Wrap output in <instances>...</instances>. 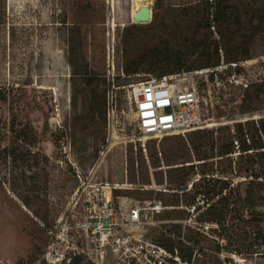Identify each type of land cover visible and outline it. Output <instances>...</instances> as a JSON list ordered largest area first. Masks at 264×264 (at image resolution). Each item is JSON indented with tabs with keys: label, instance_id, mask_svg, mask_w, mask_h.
Segmentation results:
<instances>
[{
	"label": "rangeland",
	"instance_id": "rangeland-1",
	"mask_svg": "<svg viewBox=\"0 0 264 264\" xmlns=\"http://www.w3.org/2000/svg\"><path fill=\"white\" fill-rule=\"evenodd\" d=\"M138 4L152 10L149 24L130 21L132 0H0L1 148L10 154H0V264H69L70 254L82 257L70 264H92L82 254L86 244L77 228L82 208L74 205L80 185L75 168L90 185L109 184L116 203L162 201L166 209L148 236L174 242L184 259L192 255L182 263L264 264V202L255 204L259 221L248 203L226 212L210 182L213 200L204 204L196 196L203 179L192 146L186 158L166 166V157L198 139L196 133L244 118L239 106L248 87L264 84V0ZM216 61V68H203ZM162 71L180 75L170 79L181 86L195 85L209 128L120 140L100 159L107 91L157 81ZM120 109L126 127L133 126L135 115L124 100ZM163 149H170L168 155L149 160ZM185 162L195 165L189 173ZM172 174H185V183L171 184ZM211 176L206 181H214ZM244 191L242 186V198ZM213 214L218 222H211Z\"/></svg>",
	"mask_w": 264,
	"mask_h": 264
},
{
	"label": "built area",
	"instance_id": "built-area-1",
	"mask_svg": "<svg viewBox=\"0 0 264 264\" xmlns=\"http://www.w3.org/2000/svg\"><path fill=\"white\" fill-rule=\"evenodd\" d=\"M112 72L109 76H114ZM121 100L135 115L133 126L126 127L124 123ZM201 104L194 84L184 87L168 77L125 86L122 91L112 87L106 95L107 137L100 159L120 140L135 143L141 138L159 139L209 128ZM75 175L80 185L73 195L74 205L80 204L82 208L77 228L86 244L82 254L90 263L185 264L176 250L171 253L148 236L154 218L166 209L162 201L155 200L146 206L132 205L130 200L116 203L109 184L90 185L77 168ZM193 212L194 208L190 210Z\"/></svg>",
	"mask_w": 264,
	"mask_h": 264
},
{
	"label": "trees",
	"instance_id": "trees-1",
	"mask_svg": "<svg viewBox=\"0 0 264 264\" xmlns=\"http://www.w3.org/2000/svg\"><path fill=\"white\" fill-rule=\"evenodd\" d=\"M129 19L131 21V11ZM216 52L218 51L216 50ZM218 63V61L214 63L207 62L203 68L212 70L218 66ZM175 67H177V64H174L173 68ZM167 72L168 71H162L159 75L160 78L157 80H161L164 77L175 78L180 76L164 75ZM5 98L4 92L0 90V103L4 102ZM258 106L264 108V84H252L248 87L239 106V112L244 118L232 120L233 124L231 126L218 127L215 131H196L200 132L196 133L200 134L199 138H194L187 144L183 143L179 145L180 148H177L170 157H166L168 158L166 166L169 167L174 165L171 162H174L177 158L188 156L189 153L186 154L185 150L188 146H192L193 148L191 149L194 151L195 162L200 163V170H198V172H200L203 179L202 185L196 189V196H202L204 204H209L210 201L213 200L209 195V184L213 182V190L217 192L213 197L215 196L218 198L217 204H223V208H225L226 212L231 208H235L238 202L248 203L250 207H253L249 214L255 217L254 220L259 221L258 218L260 217V213L256 211L255 204L264 202V109H259ZM3 130L4 125H2L0 121V154L6 159L10 154L7 152L6 148H1V143L4 139ZM169 152L170 149H163V152L157 153L155 151L154 154L152 153L148 157L150 160L152 156H158V154L168 155ZM185 163L191 165L182 166V169H185L188 173L194 169L195 165L192 162ZM150 168L154 169L152 165ZM168 170H171L167 171L168 173L179 171L178 167ZM210 175H212L210 178L214 181H206L205 177H209ZM183 176H185V174H183ZM183 176L181 174L175 176L172 174L170 177L171 184L174 183L177 186L183 185L185 183ZM228 176H234L236 179H243V181L234 184L235 181L228 178ZM135 179L136 176H133L132 180L135 181ZM144 182L145 181H142L143 185L146 184ZM242 186L245 187L243 198L240 193V188ZM172 202L174 204L178 203V201L175 200ZM192 208H194V211L196 210L195 207ZM212 208L213 204L209 206L206 211H210ZM210 216L213 218L211 222H218L216 215L213 214ZM169 242L170 243L162 242L157 244L165 247L171 253H174L175 250L178 252L175 243L172 241ZM179 256L181 260L188 263L192 258L191 254L188 255L186 259L181 255ZM68 259H70V263H79L82 257L70 254Z\"/></svg>",
	"mask_w": 264,
	"mask_h": 264
},
{
	"label": "water",
	"instance_id": "water-1",
	"mask_svg": "<svg viewBox=\"0 0 264 264\" xmlns=\"http://www.w3.org/2000/svg\"><path fill=\"white\" fill-rule=\"evenodd\" d=\"M152 17V10L149 7L145 6L134 13L133 21L141 24H149L152 21Z\"/></svg>",
	"mask_w": 264,
	"mask_h": 264
},
{
	"label": "bare ground",
	"instance_id": "bare-ground-1",
	"mask_svg": "<svg viewBox=\"0 0 264 264\" xmlns=\"http://www.w3.org/2000/svg\"><path fill=\"white\" fill-rule=\"evenodd\" d=\"M139 0H132V9H131V22L134 24H139L141 25V23H136L133 21V15L135 12H137L140 8L145 7V5H140L138 4Z\"/></svg>",
	"mask_w": 264,
	"mask_h": 264
}]
</instances>
